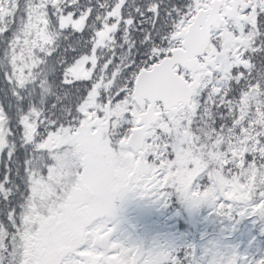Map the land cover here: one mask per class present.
I'll return each mask as SVG.
<instances>
[{"label": "snow or ice", "instance_id": "6c2138e0", "mask_svg": "<svg viewBox=\"0 0 264 264\" xmlns=\"http://www.w3.org/2000/svg\"><path fill=\"white\" fill-rule=\"evenodd\" d=\"M129 195L229 243L113 239ZM0 264H264V0H0Z\"/></svg>", "mask_w": 264, "mask_h": 264}, {"label": "rangeland", "instance_id": "374dc122", "mask_svg": "<svg viewBox=\"0 0 264 264\" xmlns=\"http://www.w3.org/2000/svg\"><path fill=\"white\" fill-rule=\"evenodd\" d=\"M120 204L122 222L113 239L143 245L146 251L181 250L187 253L194 248L204 254L209 246L229 243L222 239V229L227 225L218 221L207 206L191 209L178 195L167 201L129 195L121 199ZM115 205H118L117 201Z\"/></svg>", "mask_w": 264, "mask_h": 264}, {"label": "flooded vegetation", "instance_id": "af4514ba", "mask_svg": "<svg viewBox=\"0 0 264 264\" xmlns=\"http://www.w3.org/2000/svg\"><path fill=\"white\" fill-rule=\"evenodd\" d=\"M116 201L118 202V205H115L116 215H115V218L112 220V225L115 228V231L113 233V238L116 235V229L117 230H118V228L120 229V224L122 222L121 221L122 208H121V204H120L121 203V199H117ZM130 215H132V213ZM129 223L132 224V222L130 220H129ZM140 246H142V248L146 250L145 246H143V245H140Z\"/></svg>", "mask_w": 264, "mask_h": 264}, {"label": "trees", "instance_id": "16d2710c", "mask_svg": "<svg viewBox=\"0 0 264 264\" xmlns=\"http://www.w3.org/2000/svg\"><path fill=\"white\" fill-rule=\"evenodd\" d=\"M129 223V222H128ZM130 224V223H129ZM130 225H132V224H130Z\"/></svg>", "mask_w": 264, "mask_h": 264}]
</instances>
